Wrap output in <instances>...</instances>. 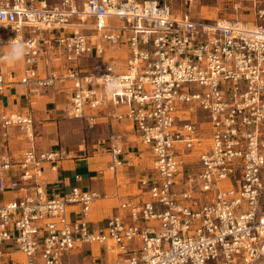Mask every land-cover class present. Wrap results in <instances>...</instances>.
I'll list each match as a JSON object with an SVG mask.
<instances>
[{"label": "built area", "instance_id": "2783aa9c", "mask_svg": "<svg viewBox=\"0 0 264 264\" xmlns=\"http://www.w3.org/2000/svg\"><path fill=\"white\" fill-rule=\"evenodd\" d=\"M172 1L0 0V47L25 46L20 82L72 80V118L92 121L86 108L125 105L107 117L131 122L151 169L140 180L145 196L120 199L119 211L93 226L92 206L108 194L44 187V166L67 158L64 148L0 153V264H254L264 256V0H249L251 18L217 19L195 18L194 0L180 12ZM119 44L122 69L105 59V47ZM11 52L0 50V92ZM87 55L99 62L83 69L76 61ZM59 56L72 63L62 75L47 66ZM12 128L34 139L30 113L0 111V146ZM104 141L114 169L122 136L112 130ZM84 244L105 259L91 250L75 263Z\"/></svg>", "mask_w": 264, "mask_h": 264}, {"label": "crops", "instance_id": "0c3cea01", "mask_svg": "<svg viewBox=\"0 0 264 264\" xmlns=\"http://www.w3.org/2000/svg\"><path fill=\"white\" fill-rule=\"evenodd\" d=\"M42 34L51 36L49 31H44ZM3 49L12 51L13 47H0V50ZM105 50V59L113 61L117 68L122 69L126 57L125 44L107 45ZM56 54L55 51L54 55ZM98 62V58L87 55L79 58L76 64L83 69H89ZM71 64L62 56H59L50 60L47 66L48 68L55 66L58 73L62 75ZM42 67V64H40V74L43 73ZM1 68L6 83L4 89L0 92V111L30 113L34 119V124H37L38 134H35L34 139L30 140L21 130L12 128L8 140L0 146V153L18 156L32 145L41 150L56 147L64 148L68 154L67 158L52 163V165L46 164L44 166V187L49 195L63 194L73 186L82 189H94L108 194L107 199L99 200L92 206L90 213H93V217L90 216V219L93 220V226H103L106 217L119 211L117 205L120 199L138 200L141 196L146 195L145 192L140 194V180L147 177L151 169L150 165L147 169L139 166L138 161L141 160L139 157L143 155L139 144L140 138L130 121L107 117V114L111 111L125 110V105L107 103L96 109L86 108V114L95 115L93 120L89 121L86 117L79 119L86 120L88 129L100 127L105 130L104 134L98 135L96 141L91 145L93 151L90 154L91 147L89 144L84 143V140L81 142L72 141L66 146L58 143L63 136L75 138L77 133L73 134V132L78 131V119L64 120V116H62V111L65 112V107L73 93L72 80L60 79L54 81L50 86L40 87L35 82L28 84L20 82L22 75L20 59L2 62ZM65 116L68 115L65 113ZM67 121L72 123L69 124ZM68 124L73 125V127H69ZM94 126L97 127L93 128ZM92 129L87 130V135L88 131L91 132ZM112 130L120 133L123 140V151L120 154L121 163L114 169L109 168V155L104 149L107 146L106 142L104 141L100 145L97 144L98 139L105 140ZM16 132L20 133L17 134ZM114 194L118 198L114 197ZM11 195L10 192L5 193L3 198H9ZM106 200L112 203L107 204ZM110 204L111 210L107 214V206ZM98 215L101 216L98 217Z\"/></svg>", "mask_w": 264, "mask_h": 264}, {"label": "rangeland", "instance_id": "374dc122", "mask_svg": "<svg viewBox=\"0 0 264 264\" xmlns=\"http://www.w3.org/2000/svg\"><path fill=\"white\" fill-rule=\"evenodd\" d=\"M249 4V0H194L191 4L190 11L191 14L197 18V19H217V18H228V17H239V18H251V14L248 10H246V7ZM172 7L175 12H180L184 9L183 0H173L172 1ZM62 116H64V120H74L78 119L77 124V133L75 135V138L69 137V136H63L62 140L58 141L59 144L62 145H68L72 141L81 142L84 140V143L91 145L96 141L97 136L104 134L105 130L101 129L100 127L94 126L92 129H88V125L85 119H79V118H70L68 116H65V112L62 111ZM69 124H71V121H67ZM68 126L70 127L71 125ZM73 127V125L71 126ZM81 127V128H80ZM75 128V127H74ZM92 129V131L87 130ZM82 131V133H81ZM19 134L20 132H16ZM38 134L37 130V124H34V135ZM23 137V136H22ZM24 138V137H23ZM140 148L143 153L139 158H141L140 161H138L139 166L144 167L143 169H147V167L150 165V159L148 157L149 153L146 149V146L140 142ZM93 148L91 147L90 154L92 153ZM144 171V170H143ZM7 196V195H6ZM107 204L112 203L109 200H106ZM111 210V204L107 206V214H109ZM91 218L93 217V213H90ZM101 215H98L100 217ZM97 217V216H96ZM95 218V217H94ZM83 249L86 251V254L79 255L75 263H78L82 260L83 257L89 256L91 250L101 256V258L105 259V252L102 248H100L97 245H90V244H84ZM254 264H264V256L260 257Z\"/></svg>", "mask_w": 264, "mask_h": 264}, {"label": "clouds", "instance_id": "9594fccd", "mask_svg": "<svg viewBox=\"0 0 264 264\" xmlns=\"http://www.w3.org/2000/svg\"><path fill=\"white\" fill-rule=\"evenodd\" d=\"M24 52L25 46L23 44L17 43L13 45L12 52L6 58L11 60H18L24 55Z\"/></svg>", "mask_w": 264, "mask_h": 264}]
</instances>
